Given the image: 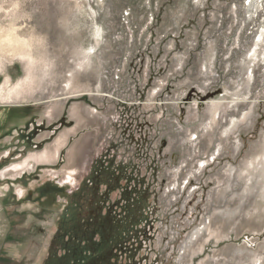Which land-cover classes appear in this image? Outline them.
<instances>
[{"label":"rangeland","instance_id":"obj_1","mask_svg":"<svg viewBox=\"0 0 264 264\" xmlns=\"http://www.w3.org/2000/svg\"><path fill=\"white\" fill-rule=\"evenodd\" d=\"M79 188L57 257L140 221L111 263L264 264V0H0V264H47Z\"/></svg>","mask_w":264,"mask_h":264},{"label":"trees","instance_id":"obj_2","mask_svg":"<svg viewBox=\"0 0 264 264\" xmlns=\"http://www.w3.org/2000/svg\"><path fill=\"white\" fill-rule=\"evenodd\" d=\"M70 199V202L61 213L56 228L57 231L50 242L47 264H115L111 263L113 259L115 260L112 254L132 240L131 235H133L136 227L139 226L140 221H127L120 226L115 233L110 235L109 244L107 243V247L101 254L95 253L92 255L86 251L84 245L78 253H76V249L69 250L77 256L74 262H70L65 256L68 252L65 246L63 248V256H56L55 247L59 246V242L66 245L68 249L69 240H73L75 244L80 242L90 244L91 237L100 226L98 221L100 218L99 209L90 208L89 191L87 189H79Z\"/></svg>","mask_w":264,"mask_h":264},{"label":"bare ground","instance_id":"obj_3","mask_svg":"<svg viewBox=\"0 0 264 264\" xmlns=\"http://www.w3.org/2000/svg\"><path fill=\"white\" fill-rule=\"evenodd\" d=\"M99 30V29H98ZM96 32V34H97V30L95 31ZM93 53V52H92ZM82 62V61H81ZM82 64H80L79 63V66H81ZM86 65V64H85ZM84 65V66H85ZM69 75V74H68ZM72 76H73V74H72V72H71V75H70V79L72 78ZM72 80V79H71ZM71 82V81H70ZM66 85V84H65ZM67 87L69 86V84H67L66 85ZM65 89V88H64ZM70 178V177H69ZM199 232H200V229L199 230H197V231H195L192 235H191V237L189 238V243H191L192 242V240L194 239V238H197V236H198V234H199ZM193 243V242H192Z\"/></svg>","mask_w":264,"mask_h":264},{"label":"flooded vegetation","instance_id":"obj_4","mask_svg":"<svg viewBox=\"0 0 264 264\" xmlns=\"http://www.w3.org/2000/svg\"><path fill=\"white\" fill-rule=\"evenodd\" d=\"M79 189H81V188H79Z\"/></svg>","mask_w":264,"mask_h":264}]
</instances>
